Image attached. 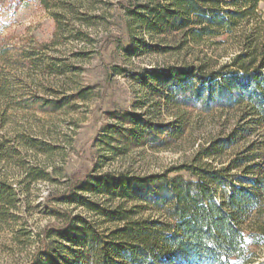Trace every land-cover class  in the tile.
Returning a JSON list of instances; mask_svg holds the SVG:
<instances>
[{"label": "rangeland", "instance_id": "1", "mask_svg": "<svg viewBox=\"0 0 264 264\" xmlns=\"http://www.w3.org/2000/svg\"><path fill=\"white\" fill-rule=\"evenodd\" d=\"M129 5V0H51L48 6L0 0V185L11 202L0 215V264H44L45 245L56 250V264H79L85 248L63 244L50 232L76 217L98 232L113 227L80 205L81 197L103 211L134 206L82 191L88 180L160 175L194 180L189 168L227 166L258 138L255 133L208 158L205 150L233 133L241 111L168 105L137 80L175 68L219 71L241 54L242 30L193 42L180 31L146 35L131 19L130 35L123 8ZM258 16L255 24L264 22V0ZM130 115L165 134L155 142H129ZM173 129L183 133L166 138ZM31 140L45 144L46 151L31 148ZM150 216L156 217L144 215ZM248 257L264 264V245L250 243Z\"/></svg>", "mask_w": 264, "mask_h": 264}, {"label": "trees", "instance_id": "2", "mask_svg": "<svg viewBox=\"0 0 264 264\" xmlns=\"http://www.w3.org/2000/svg\"><path fill=\"white\" fill-rule=\"evenodd\" d=\"M40 1L48 6L51 0ZM261 1L129 0L130 5L123 6L130 35L131 19L146 35L180 31L193 42L231 36L241 29L245 34L241 54L219 71L175 68L137 80L168 105L206 113L218 108L241 111V122L233 133L205 150L208 158H218L255 133L258 138L227 166L189 168L194 180L160 175L84 182L80 189L86 193H106L134 206L103 211L81 197L80 205L113 227L98 232L76 217L68 227L50 232L63 244L85 248L79 264H254L248 257L250 243L264 245V29L260 25L264 22H252L262 19L258 16ZM249 25L252 29L246 28ZM131 51L125 48L127 54ZM126 119L132 124L125 130L129 142H155L165 134L138 116ZM166 133V138H177L183 130ZM29 143L46 151L43 143ZM8 199L7 187L0 185V215L10 205ZM147 213L156 217L145 218ZM43 254L44 264H56V250L45 245Z\"/></svg>", "mask_w": 264, "mask_h": 264}]
</instances>
